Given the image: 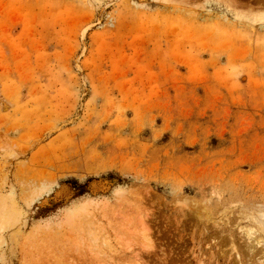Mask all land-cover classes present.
<instances>
[{
	"label": "rangeland",
	"instance_id": "rangeland-1",
	"mask_svg": "<svg viewBox=\"0 0 264 264\" xmlns=\"http://www.w3.org/2000/svg\"><path fill=\"white\" fill-rule=\"evenodd\" d=\"M258 202L264 0H0V264H240Z\"/></svg>",
	"mask_w": 264,
	"mask_h": 264
},
{
	"label": "bare ground",
	"instance_id": "bare-ground-1",
	"mask_svg": "<svg viewBox=\"0 0 264 264\" xmlns=\"http://www.w3.org/2000/svg\"><path fill=\"white\" fill-rule=\"evenodd\" d=\"M254 204H253V206H251L249 208H246V209L244 208L243 212L241 211V213L238 216L239 217L238 219L247 220V222H249V224H251V225H249V224L247 225L246 224L247 226H244V225H242V226H238L237 225L236 226V227H238L237 228L238 232L236 234V235H238V236H236V246H235L234 240H232L233 250L235 251V255H236L235 256L236 257V260H235L236 263L239 262L240 264H264V203L258 202V203H254ZM3 209H7V208H3ZM11 210L14 211L13 208ZM3 211L4 210H2L0 212H2V214H4L6 212V210H5V212H3ZM203 217L206 218L207 216L204 215ZM203 217H200V218H203ZM212 222L215 223L214 221H212ZM220 222H221V220L218 221L217 224L219 225V228H222V223H220ZM143 223L145 224V222H143V221L140 222L142 227L140 226L141 230L140 229L139 230L141 232L138 230L140 232L139 235H140V238L142 240V241H140V244H142L145 249H146L145 246H147V249L149 247L152 248L151 246L148 245L150 236L148 235L149 232L146 233L147 232V228L143 225ZM224 230L225 229H222V231H224ZM221 234H223V233H221ZM224 234H226V233H224ZM218 238L219 237H217V239ZM228 238L231 239V236L229 235ZM226 239H227V237H226ZM150 243L151 242H149V244ZM150 245H152V243Z\"/></svg>",
	"mask_w": 264,
	"mask_h": 264
}]
</instances>
